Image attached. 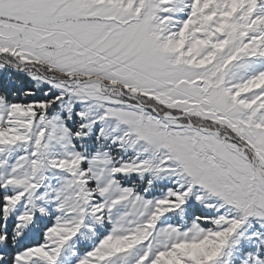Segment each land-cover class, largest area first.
<instances>
[{
    "label": "snow or ice",
    "instance_id": "6c2138e0",
    "mask_svg": "<svg viewBox=\"0 0 264 264\" xmlns=\"http://www.w3.org/2000/svg\"><path fill=\"white\" fill-rule=\"evenodd\" d=\"M0 264H264V0H0Z\"/></svg>",
    "mask_w": 264,
    "mask_h": 264
}]
</instances>
